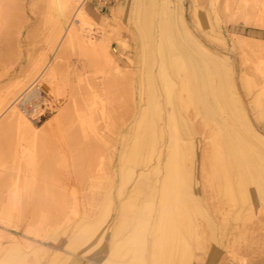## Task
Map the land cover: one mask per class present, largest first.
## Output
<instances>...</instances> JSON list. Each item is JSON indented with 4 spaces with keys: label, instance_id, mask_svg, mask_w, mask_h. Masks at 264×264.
<instances>
[{
    "label": "rangeland",
    "instance_id": "374dc122",
    "mask_svg": "<svg viewBox=\"0 0 264 264\" xmlns=\"http://www.w3.org/2000/svg\"><path fill=\"white\" fill-rule=\"evenodd\" d=\"M78 1L64 0V4H73L71 15L83 5L91 18L87 26L95 42L107 44L115 62L113 67L128 73L129 91L124 96L120 86L108 83L107 79L116 71H109L102 56L77 47L68 49L65 59L62 58L66 64L59 71L58 84L71 78L66 89L67 92L72 91V97L66 96L64 107L72 106L71 102L76 100L81 113L85 114L87 128L92 124L98 134L115 138L114 161L107 167L108 158L102 157L105 167L93 176L89 168L90 155H77L72 150L63 153L57 148L52 153L40 152L51 160L52 177L57 178V184H64L65 192L62 212L45 218L33 215L35 205L26 196L27 187L30 186L32 193L44 185L45 173L28 159L32 150L26 148L25 156L18 162L12 147L17 136L0 141V264H126L131 263V249H145V264H148V244L153 239L151 232L161 208L157 179L162 174V171L158 175L150 172V166L159 167L163 159L164 146H161L159 136L161 129L165 132L167 143L171 141L170 109L166 105L161 79L164 72L162 52L169 60L176 53L188 68L186 92H181L179 97L186 100L183 113L191 130V135L183 139L188 145L186 167L199 198V206L185 205L190 215L189 219L180 223L181 236L185 235L182 242L185 243L177 246L176 239L169 238L168 244L174 245L168 248L172 250L167 253L172 252L169 264H178L180 260L179 264H264V194L261 192L264 190L257 191L251 185V201L248 203L235 201V205L224 198L223 188L229 183L233 185L234 178L229 166L225 168L226 172L218 173L227 149L221 137L216 136L228 124V128L236 129L245 142L264 153V145L246 132L247 124L257 136L264 138V0H81V4ZM56 14L49 6V0H0V23L4 27L0 47L3 49L10 45V49H14V55L11 50L8 54L11 59L14 58L12 67L19 76L2 79L0 97L6 95L8 87L25 83V88L0 109V127L17 105L24 110L44 96L35 85L46 75L50 65L58 63L54 61L66 48L61 36L58 39L54 37ZM35 64L39 66L32 70ZM19 68L23 69L21 73ZM167 74L172 76L168 71ZM201 76H204L202 84ZM115 77L118 78L117 75ZM177 77L172 76V79L179 90L182 82L179 80L181 76ZM28 80L34 81L31 83ZM197 94L204 97L208 105H214V117L206 115ZM94 95L95 110L90 113L88 107ZM159 108L163 120L157 117ZM56 114V109L50 111L47 117L30 125L40 131L46 120ZM241 115L244 118L240 122ZM125 119L131 131V141L126 148L121 144L126 126L122 132L117 125ZM177 119L183 127L181 118L177 116ZM148 121L154 150L152 161L146 167L144 164L137 165V161L139 141ZM115 126H118L116 136L111 134ZM217 147L220 150L218 160L213 155ZM125 157L130 159L133 175L120 190ZM143 171L148 179L144 181L145 185H136L138 175ZM151 193V199L142 203L143 196L148 197ZM142 205L147 207L144 209L147 221L145 219L140 227L138 240L125 246L123 241L138 223L135 209ZM46 209L52 212L57 205L50 203ZM89 226L98 230L91 241ZM75 236L81 239L80 250L64 248V244ZM56 250L73 256L69 257V261L50 258ZM162 255L164 257L165 252Z\"/></svg>",
    "mask_w": 264,
    "mask_h": 264
},
{
    "label": "bare ground",
    "instance_id": "6f19581e",
    "mask_svg": "<svg viewBox=\"0 0 264 264\" xmlns=\"http://www.w3.org/2000/svg\"><path fill=\"white\" fill-rule=\"evenodd\" d=\"M78 2H79V4L83 3L81 0H79ZM49 6L53 10H55L57 13L56 14L57 15L56 24L54 26V32H53L54 37L56 39H58L61 36L62 39H64L63 41H64V45L66 48H64L65 49L64 51H62V49H61L62 52L59 54V56L54 61V62L57 61L58 63L54 64L53 66L50 65L46 75L42 79H40V81L35 85V87H37V90L41 91V95H42V93L44 95V96H42L41 100L38 101V99H36V101L34 103H32V105H30V107L26 106L25 107L26 109L23 106L22 108H24V110H21L17 105L16 108L8 115L5 123L3 125H1V127H0V141H3L4 138H7V137L12 136V135L17 136L15 146H12V147H14V152L18 157L17 159H19L18 162H20L22 160L23 156H25L26 148L31 149L32 150L31 156H29V157L27 156L30 163L32 165L34 164L39 169L43 170V172L45 173V176L43 178V184H44L43 187H41V186L37 187L36 186L37 188L34 189V191L32 193H31L30 186L27 187L28 190H26V196L28 197V199H30V202L32 203V205H35V209H34V211H32L33 215L38 214V215L45 217V218L54 217V216H56V214H60L62 212L64 203H65V192L63 191V185L64 184L60 183V182H59V184H57L58 182L55 181L57 178L54 179L55 177L54 178L52 177L54 175V170L52 169L53 165H52L51 160L48 159L47 157L45 158L43 155L40 154V152L52 153L53 150L57 148V149H59V151L62 150L63 153L69 152L70 150H72V151L78 153L77 155H90L92 160L89 163V168L91 169L93 176L100 169L105 167L106 162L104 161V158H108V160H107L108 165L106 163V166L108 167L113 163L115 153H116V147H115L116 140L112 135H108L105 133H104L105 135L98 134L97 131H94V129L92 128L93 127L92 124H90L88 126V128L86 127L87 123H85V119H84L85 114L81 113L82 109L78 108L76 100H75V102L74 101L71 102L72 106L66 105L64 107V104L66 102V96L72 97V91L67 92V89H66L69 86L68 84L70 83L71 78H70V80L67 78L65 80V82L60 83V85H59L58 84V79H59L58 77L61 74V73H59V71H61L64 68L63 66H65V64H66V61L64 60L65 61L64 62L63 59H65V57H66L65 54H66L67 50L72 49L74 47H77V48L84 50L86 52H89L95 56H102L103 59H105L107 65L109 67V71H114V72L116 71L117 72V73L115 72V75H112L110 77V79H107L108 83H110V85L120 86V88L122 89L121 92L124 94V96L128 95L129 82H130L128 73L126 71H124V70L122 72L117 71L118 68L116 66L113 67L115 62L109 53L108 45L107 44H98L95 42V40L92 36V33H91L92 31L87 26V23H91V22H89V21H91L90 20L91 18L88 15V13L82 8L83 5H80L81 7L79 9L76 8L77 9V10L75 9L76 12H74V14H72V15H71V10H72L71 6L65 5L64 0H49ZM69 16L71 17V20H69ZM0 22H1V16H0ZM3 28L4 27L0 23V35L3 34V32L1 33V30ZM2 37H3V35H2ZM9 46L10 45H7V46L3 47V49L0 47L1 48V51H0V82H2L3 78L14 79V78L19 77L17 74V71L13 68L14 66L12 67L13 62H15V61L13 60L14 58L11 59L9 57L10 55L8 54V52H9L8 50H11L13 55H14V53L12 51L13 48L10 49L11 46L10 47ZM161 52H162V50H161ZM160 54H163L161 57V59H162L161 62H162L163 71H164L163 74L161 75V79H162V83L164 85L165 93H166V101H167L166 105H168V107H169L168 109H170V120H171L170 136H171V141H169V143H167L166 137H165V132H164V130L161 129L159 136H160L161 146H164L163 159H162L159 167L157 165L156 166H150V168H151L150 172H153V173L158 175L162 171V174H161V177H159L157 179V181L159 183V193H158L159 194V201L158 202L160 203L161 208H160V211H158V214L156 217V222L154 224L153 231L151 232L153 239H151V242L148 244V249H150V252L148 253V264H169V262H171L170 257L172 256L171 255L172 252L169 255H167V253L169 251L168 248L169 247L171 248L172 246L174 247V245L173 244L169 245L170 243L168 244V242L170 241L169 238H175L177 246L183 245L181 243H183L185 241L184 240L185 235H184V237L181 236L182 235V232H181L182 231L181 230L182 225L180 224L183 220H185L187 218L189 219V216H190L189 212H188V208H185L186 207L185 205L188 203H191V204H195L196 206H199V205H197V204H199V198H198L197 192H196L197 189H196V187H194L192 185L191 173L189 174V171L186 167V161H187L186 156L188 154L186 152L188 149V145L183 141V139H184V136L189 137L191 135V133H190L191 130H189L188 121L185 119L186 117L184 116V113H183V107L186 104V100H184V99L182 100L181 97H179V94L181 92H183V91L186 92V87H187L186 83H187V80L189 78L188 77V74H189L188 68H187V66H185V64L183 62V58L179 57L176 53L174 55L172 54V58L170 60H169V58H167L165 53L162 52ZM58 60H62V62L60 63V61H58ZM146 63H147V60H146ZM18 65H20V64H18ZM38 66H39V64H35V66L33 67L34 69H32V70L37 69ZM54 67L55 68L57 67V68L54 70ZM218 69H219V71H221L220 68H218ZM22 70L23 69L21 68L19 72L21 73ZM167 71L170 72L172 74V76H175V77H177V76L179 77V75L181 76V77H179V80H181L182 83H181L179 90L176 89L175 83H173L174 79H172L171 75L167 74ZM116 75L118 76V78L115 77ZM169 76H171V78ZM141 77H142V75H141ZM200 78L202 80L201 84L204 83V80H203L204 76H203V78H202V76ZM30 79H34V78L31 77ZM28 81H31V80H28ZM33 81H31V83ZM24 88H25V83L24 84L16 83V84L8 87L6 95L2 98L0 97L2 99L0 101V109H2V107L5 104H7L11 99H13ZM107 89H109V88H107ZM114 89H115V87H114ZM29 93H30V91H29ZM65 93H66V95H65ZM106 94H107V92H106ZM32 95H31V97H33ZM28 96H30V95H28ZM196 96H197V99L201 102V107L205 111L206 115L210 116V117H214V112H213L214 109H212V107L214 105H212V106L208 105L205 102L204 97H202L201 95L197 94ZM94 98H95V95L92 98L91 105L88 107L90 110V113H93V111L95 110L94 109V106H95L94 105L95 104ZM188 100L189 99L187 98V101ZM224 100H225V98H224ZM22 102H23V100H22ZM31 102H32V100H31ZM120 103H122V102H120ZM124 103H125V100H124ZM51 104H52V106H50ZM143 104H144V102H143ZM21 106H22V104H21ZM111 107H113V106H111ZM219 107H220V105H219ZM55 109L57 110V114L55 116H53L52 118L50 117L49 121L48 120H46V122L44 121L45 124L40 131H36L35 128H33L30 125L31 123L41 121L43 118L48 116L50 111H53ZM140 110H141V108H140ZM127 111L128 110H126V113H127ZM161 111L162 110L160 108H159V110H157V117L159 120L160 119L163 120V118H162L163 115L161 114ZM147 112H148V110H147ZM123 113H125V111ZM147 115H148V113H147ZM177 116H179V118H181V122H182L181 124H184L183 127H181L182 125L180 126V124L177 123L178 122ZM239 118H240L239 121L241 122V121H243L242 118H244V117L241 115V116H239ZM239 118H237V119H239ZM143 119H145V117ZM110 122H109V124H110ZM230 124H231V122H230ZM117 125L119 126V128L122 129V132H123V128L126 126V129H125L126 132L123 134V136H122L123 141L121 142L122 147L126 148L129 141H131L130 124L128 122H126V119H125V122H121L119 124L117 123ZM149 125H150V123L148 121V124H146L144 135L140 138V141H139L140 142L139 157H138V161H137L138 162L137 165L144 164L146 167L147 166L149 167V165L152 161V154H153V150H154V148H153L154 144L151 141V138H150L151 135H149V131H148ZM228 126L229 125L226 124L225 129H222L220 131H218V129L216 130V131H218L216 136L218 135L219 137H221L223 145L225 144L226 149H227L226 154H225L226 157H225V159L221 160L222 166H221L220 172H218V173L220 174L221 171L226 172L225 168H227L229 166L231 168L230 171L232 170L231 175L234 178L233 179L234 180L233 185L230 183H229V185L228 184L226 185V183L224 184V186L226 185L223 188L224 198L228 202H233L234 204H235V201L248 203V201H251L250 200L251 199V192H250V190H251L250 186L251 185L254 188H256L257 191L258 190H264V153H261L260 152L261 150L259 151L258 149L254 148L252 145H250L249 143L245 142L241 138V136L237 133V131H235L236 129L228 128ZM117 127L115 126L113 130L111 129L112 130L111 134H115V136H116ZM246 127H247L246 132L249 134V136L252 137L253 139L257 140L261 145H264V138L257 136L255 134V132L247 124H246ZM106 128H108V127H106ZM140 129H142V128H140ZM87 130L90 132V134H88ZM146 131L148 132L147 134H146ZM108 144H111V146ZM10 149H12V148L10 147ZM33 151H34V153H33ZM62 152H61V154H62ZM213 155H214L215 159H217L219 157L220 150L218 147L216 148L215 153H213ZM102 157H104V158H102ZM203 158H204V156H203ZM129 160H130L129 157H125V159L123 161L122 173H121V186L119 187L120 190L122 188H124V186L131 180V177L133 175L132 166H131V163ZM217 160H215V161L218 162ZM254 162H255V164H254ZM218 166H220V165L218 164ZM46 175L48 177H46ZM147 177L148 176L144 171L142 173H140L138 175V179L136 180V185H140V184L145 185L144 181L148 179ZM223 177H225V176L223 175ZM94 178H96V175ZM47 180L48 181L50 180L48 184H46ZM150 184L148 186L149 188L151 187ZM32 185H33V183H32ZM32 188H33V186H32ZM261 192H262V194H264V191H261ZM33 194L35 196H33ZM152 196H153V193H151V195L148 197H147V195L143 196L142 203H144L146 199H147L146 201H148L149 200L148 198H150ZM123 200H124V198H123ZM108 202H109V200H108ZM239 202H237V203H239ZM50 203L56 204L57 209L52 211V212L51 211L49 212L46 209V206L49 205ZM228 204H230V203H228ZM147 205H148V203H147ZM242 205H243V203H242ZM146 208L147 207L145 205H142L139 209H135V214H137L138 223L133 227L130 235L127 238H125L124 241L122 240L123 244H125V246H129L131 243H134V241L136 242L138 240V233H139L140 227L144 223V220L146 219L145 216L147 214L144 213V209H146ZM105 214H107V213H105ZM205 216H207V215H205ZM146 221H147V219H146ZM30 227H32V226H30ZM91 227L89 228V231H90V240L89 241L94 239L98 233V230L96 229L97 227L96 228H94L93 226H91ZM189 228H191V227H189ZM142 234H143V230H142ZM28 235H29V233H28ZM30 235H32V234H30ZM190 236H192V235H190ZM140 239L141 238H139V240ZM182 240H184V241L182 242ZM163 242H165V244L162 245ZM144 243H145V241H144ZM80 245H81V239L79 240L75 236L64 244V248L71 249V250L79 249ZM27 246H28V248H30L29 244H27ZM163 248L165 249V251ZM131 250L129 251V252H131L130 257H132V259L130 258L131 263H126V264H145V261H146L145 256H144L145 255L144 254L145 249H131ZM170 251H172V250H170ZM170 251H169V253H170ZM180 251H183V250H180ZM164 252L166 255L164 257H162L163 256L162 254H164ZM82 255H84V254H82ZM70 256L72 257L73 255H70V253H66L62 250H56L53 252V257L51 256L50 258L56 259L59 261L63 260V259H67V261H69L68 259ZM177 258H179V257H177ZM125 262H126V260H125ZM180 262H182V261L180 260L178 262V264ZM61 264H62V262H61ZM63 264H65V263H63ZM94 264H105V262L94 263Z\"/></svg>",
    "mask_w": 264,
    "mask_h": 264
},
{
    "label": "built area",
    "instance_id": "2783aa9c",
    "mask_svg": "<svg viewBox=\"0 0 264 264\" xmlns=\"http://www.w3.org/2000/svg\"><path fill=\"white\" fill-rule=\"evenodd\" d=\"M104 1H108V0H104Z\"/></svg>",
    "mask_w": 264,
    "mask_h": 264
}]
</instances>
